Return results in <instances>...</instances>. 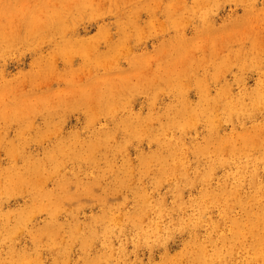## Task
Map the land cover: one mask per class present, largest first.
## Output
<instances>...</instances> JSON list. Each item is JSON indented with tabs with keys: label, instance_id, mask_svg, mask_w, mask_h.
<instances>
[{
	"label": "rangeland",
	"instance_id": "obj_1",
	"mask_svg": "<svg viewBox=\"0 0 264 264\" xmlns=\"http://www.w3.org/2000/svg\"><path fill=\"white\" fill-rule=\"evenodd\" d=\"M263 217L264 0H0V264H264Z\"/></svg>",
	"mask_w": 264,
	"mask_h": 264
},
{
	"label": "bare ground",
	"instance_id": "obj_2",
	"mask_svg": "<svg viewBox=\"0 0 264 264\" xmlns=\"http://www.w3.org/2000/svg\"><path fill=\"white\" fill-rule=\"evenodd\" d=\"M94 85V84H93ZM264 218V217H263ZM262 219V218H261ZM260 221V220H259ZM19 231V230H18ZM257 254V253H256Z\"/></svg>",
	"mask_w": 264,
	"mask_h": 264
}]
</instances>
